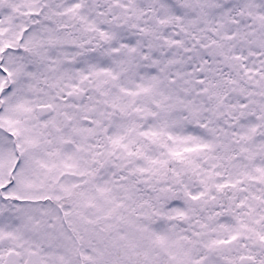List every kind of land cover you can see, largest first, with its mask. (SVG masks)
Listing matches in <instances>:
<instances>
[{"label": "snow or ice", "instance_id": "obj_1", "mask_svg": "<svg viewBox=\"0 0 264 264\" xmlns=\"http://www.w3.org/2000/svg\"><path fill=\"white\" fill-rule=\"evenodd\" d=\"M0 264H264V0H0Z\"/></svg>", "mask_w": 264, "mask_h": 264}]
</instances>
